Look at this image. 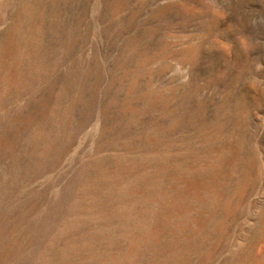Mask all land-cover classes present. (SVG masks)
Returning a JSON list of instances; mask_svg holds the SVG:
<instances>
[{"label": "rangeland", "instance_id": "obj_1", "mask_svg": "<svg viewBox=\"0 0 264 264\" xmlns=\"http://www.w3.org/2000/svg\"><path fill=\"white\" fill-rule=\"evenodd\" d=\"M0 264H264V0H0Z\"/></svg>", "mask_w": 264, "mask_h": 264}]
</instances>
